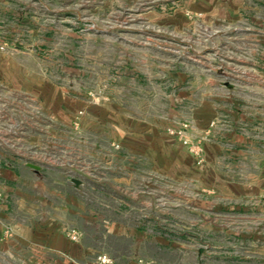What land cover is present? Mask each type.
<instances>
[{"label": "rangeland", "instance_id": "374dc122", "mask_svg": "<svg viewBox=\"0 0 264 264\" xmlns=\"http://www.w3.org/2000/svg\"><path fill=\"white\" fill-rule=\"evenodd\" d=\"M190 2L28 0L24 11L40 15V30L31 32L29 22L17 32L0 29V67L8 72L0 75V165L36 163L46 187L78 178L91 210L150 199L145 227L191 244L194 264H264V119L230 124L220 89L221 107L206 124L191 95L194 75L215 71V87L243 86L234 99L247 112L261 98L264 118V73L229 75L251 67L237 59L254 51L264 72V44L226 28L213 33ZM42 198L39 210L52 196ZM192 209L194 218H185ZM146 253L137 264H158L156 248ZM160 253L166 264L179 256ZM104 256L112 260L102 254L95 263L110 264Z\"/></svg>", "mask_w": 264, "mask_h": 264}, {"label": "crops", "instance_id": "0c3cea01", "mask_svg": "<svg viewBox=\"0 0 264 264\" xmlns=\"http://www.w3.org/2000/svg\"><path fill=\"white\" fill-rule=\"evenodd\" d=\"M27 1L0 0V29L6 27L17 32L21 24L29 22L32 26L31 32L40 30L36 25L40 15L24 11ZM187 8L202 13L207 27L213 33L219 34L220 30L226 28L231 34L238 32L243 42L250 34L254 41L259 37L260 43L264 44V0H191ZM181 26L183 25L179 27ZM260 54L254 51L249 56H241L237 59L238 62L248 63L253 67L238 65L240 69H231L234 74L229 75L234 78L262 77L264 72L260 64L263 56ZM4 69L0 67L1 77L8 74ZM223 73L227 74L224 70ZM213 75L215 71L202 72L194 75V83H191L192 88L194 86L191 95L198 96L194 98V110L199 121L204 122L206 119L207 124L221 107L215 101L218 96L216 90L220 89L228 94L223 97L222 108L227 112L230 124L237 125L243 120L249 123L263 121L262 104L259 103L261 86H254V93H259L260 99L257 98L254 107L248 108L250 112H247L234 99L243 86L233 85L232 82L227 83L226 87H215L214 81L210 80L214 79ZM201 80L206 84L203 85ZM179 94L181 97H188L187 91H180ZM200 94L206 96L205 99ZM202 111H206V116ZM141 132L144 140H150V129L143 128ZM235 134L239 137L238 133ZM134 140V137H127V141ZM142 148L146 152L145 146ZM38 176L39 173L27 164L16 167L0 165V178L5 181L0 189L7 198L0 203V264H97L95 260L102 254L112 257L110 264H137L136 259L140 253L143 256L149 255L146 249L151 247L159 252L157 258L155 257L158 264H166V260L160 257V252L168 249L179 255L175 264H194V249L191 244L170 240L166 234H152L145 227V221L151 218L150 199H114L110 205L97 202L98 208L91 210L88 209L80 188L69 183H54L50 184L52 187H46L38 180ZM43 196H52V199L46 200L44 207L40 206L39 210L36 203L38 200L42 201ZM193 212L192 209L191 213L183 216L193 219ZM67 223L82 231L80 240L73 241L66 235L65 230L72 228L64 225Z\"/></svg>", "mask_w": 264, "mask_h": 264}, {"label": "built area", "instance_id": "2783aa9c", "mask_svg": "<svg viewBox=\"0 0 264 264\" xmlns=\"http://www.w3.org/2000/svg\"><path fill=\"white\" fill-rule=\"evenodd\" d=\"M6 197L0 193V203H3L4 201H6ZM66 235L73 241H78L80 239L81 236V232L77 229L74 228H69L65 230ZM100 260L102 263H110L112 262L111 259L104 257H100ZM144 264H150L149 262L144 263Z\"/></svg>", "mask_w": 264, "mask_h": 264}, {"label": "water", "instance_id": "95a60500", "mask_svg": "<svg viewBox=\"0 0 264 264\" xmlns=\"http://www.w3.org/2000/svg\"><path fill=\"white\" fill-rule=\"evenodd\" d=\"M28 165L27 166H31L32 169H34L36 172H39L41 167L40 165L36 164V163H33V162H28L27 163ZM72 183H74V186L76 188H80L81 184H82V181L78 178H72L71 179Z\"/></svg>", "mask_w": 264, "mask_h": 264}]
</instances>
